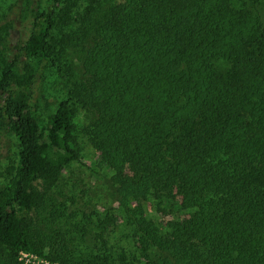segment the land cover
Here are the masks:
<instances>
[{
	"label": "trees",
	"instance_id": "obj_1",
	"mask_svg": "<svg viewBox=\"0 0 264 264\" xmlns=\"http://www.w3.org/2000/svg\"><path fill=\"white\" fill-rule=\"evenodd\" d=\"M85 1L15 0L0 21V131L18 143L0 176V264H264L262 13L249 0ZM58 33L84 76L42 123L34 87L46 62L62 71ZM73 102L94 115L118 202L86 223L56 196L80 158Z\"/></svg>",
	"mask_w": 264,
	"mask_h": 264
},
{
	"label": "rangeland",
	"instance_id": "obj_2",
	"mask_svg": "<svg viewBox=\"0 0 264 264\" xmlns=\"http://www.w3.org/2000/svg\"><path fill=\"white\" fill-rule=\"evenodd\" d=\"M14 1L0 0V21ZM249 1L255 3L259 13L261 12L264 18V0ZM85 4L86 1L82 0L79 11H82ZM22 29L17 24L14 35L20 36ZM63 31H71V28L64 27ZM59 38L61 39V36L58 33L54 45L57 53L61 48H64V53L61 56L57 54L59 65L62 68L61 73L57 70L56 65L50 61L46 62L40 68L34 87L32 102L42 123L46 122L49 114L56 109L58 103L67 97L71 82L84 76L79 53L72 48L66 49ZM71 108L75 137L74 146L79 151L80 158L65 170L58 185L56 196L58 201H63L68 206V213L76 212L75 218L84 220L86 223L87 219L97 220L99 216H104L107 211H112L118 202L115 186L111 181L112 171L100 162V153L89 140L87 130L94 115L75 102L71 104ZM17 151V141L0 131V176L3 181L9 177L7 167L12 160H15ZM21 258L26 262L42 260V258L26 252L21 253Z\"/></svg>",
	"mask_w": 264,
	"mask_h": 264
}]
</instances>
